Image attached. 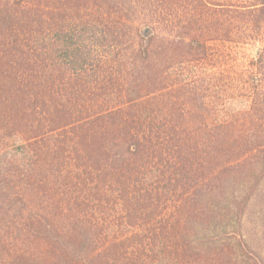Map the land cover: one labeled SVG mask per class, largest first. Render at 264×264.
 I'll return each instance as SVG.
<instances>
[{
    "label": "trees",
    "instance_id": "trees-1",
    "mask_svg": "<svg viewBox=\"0 0 264 264\" xmlns=\"http://www.w3.org/2000/svg\"><path fill=\"white\" fill-rule=\"evenodd\" d=\"M263 180L264 0H0V264H264Z\"/></svg>",
    "mask_w": 264,
    "mask_h": 264
},
{
    "label": "rangeland",
    "instance_id": "rangeland-1",
    "mask_svg": "<svg viewBox=\"0 0 264 264\" xmlns=\"http://www.w3.org/2000/svg\"><path fill=\"white\" fill-rule=\"evenodd\" d=\"M221 52V60L218 61L217 68L212 72L214 76L212 77V94L215 92L213 98L216 100V105L214 106V114L220 118H225L230 115V113H241L248 109L249 106V97L241 96L238 94V90L231 89L230 92L227 91L225 86V79L222 80L221 70L226 71V61L231 64V71L244 72V69L247 67V62L254 57L255 48L252 46H241L238 48L230 47L223 48L220 47ZM226 60V61H225ZM211 67V66H210ZM209 68V67H208ZM224 68V69H223ZM225 73V72H224ZM264 193V180L258 186V193ZM256 194V196H258ZM252 198L251 211L246 214L242 222L246 224V227L253 228L256 227L259 231L263 229L262 222L260 221L261 216H264V197L259 194V197ZM257 224V226H256ZM260 245L264 250V238L261 237ZM259 241L256 243L259 244Z\"/></svg>",
    "mask_w": 264,
    "mask_h": 264
}]
</instances>
